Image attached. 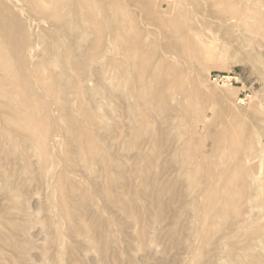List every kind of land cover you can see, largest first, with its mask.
<instances>
[{
  "label": "rangeland",
  "instance_id": "1",
  "mask_svg": "<svg viewBox=\"0 0 264 264\" xmlns=\"http://www.w3.org/2000/svg\"><path fill=\"white\" fill-rule=\"evenodd\" d=\"M0 264H264V0H0Z\"/></svg>",
  "mask_w": 264,
  "mask_h": 264
},
{
  "label": "bare ground",
  "instance_id": "2",
  "mask_svg": "<svg viewBox=\"0 0 264 264\" xmlns=\"http://www.w3.org/2000/svg\"><path fill=\"white\" fill-rule=\"evenodd\" d=\"M33 37V36H32ZM8 63V62H7ZM7 66V65H6ZM8 71V70H7ZM13 77V76H12ZM17 78V77H16ZM30 88V87H29ZM44 107V106H43ZM50 109V108H49ZM47 114V113H46ZM48 119V118H47ZM28 129V128H27ZM37 141V140H36ZM41 151V150H40Z\"/></svg>",
  "mask_w": 264,
  "mask_h": 264
}]
</instances>
